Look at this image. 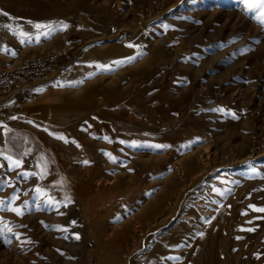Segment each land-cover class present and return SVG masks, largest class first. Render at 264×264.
Returning <instances> with one entry per match:
<instances>
[{
    "label": "rangeland",
    "instance_id": "1",
    "mask_svg": "<svg viewBox=\"0 0 264 264\" xmlns=\"http://www.w3.org/2000/svg\"><path fill=\"white\" fill-rule=\"evenodd\" d=\"M0 20L68 25L11 31L16 62L79 37L72 74L0 122V199L28 202L0 210V264H264V24L242 0H0Z\"/></svg>",
    "mask_w": 264,
    "mask_h": 264
},
{
    "label": "built area",
    "instance_id": "2",
    "mask_svg": "<svg viewBox=\"0 0 264 264\" xmlns=\"http://www.w3.org/2000/svg\"><path fill=\"white\" fill-rule=\"evenodd\" d=\"M116 2L113 3V7ZM0 20V47H8L12 33ZM111 34L116 28L110 29ZM73 42L54 53L31 57L19 62H12L8 52L0 51V122L19 114L25 105L35 96L36 84L43 78L58 76L67 78L72 74L69 52ZM64 59V60H63ZM14 63V64H13Z\"/></svg>",
    "mask_w": 264,
    "mask_h": 264
},
{
    "label": "snow or ice",
    "instance_id": "3",
    "mask_svg": "<svg viewBox=\"0 0 264 264\" xmlns=\"http://www.w3.org/2000/svg\"><path fill=\"white\" fill-rule=\"evenodd\" d=\"M242 3L245 6V11L248 12L249 14H251L252 18L257 20L259 23L264 24V0H242ZM7 15V14H5ZM31 23V22H29ZM4 27L8 28V30L12 31L14 35L18 36L20 38V42L21 43H31L33 40H35L36 42H39L40 39V35H44V36H50L52 33H54L55 31H59V30H66L68 25L64 24V23H50V24H46V25H41V24H35L34 27L36 29H46V31H44L43 33H38L35 36L32 33H28V32H24L19 26H17L16 28H13L10 25H4ZM128 47H138L136 45L133 44H129ZM0 51H5V52H10V54L12 55H16V52L14 50L8 49L6 46L4 47H0ZM143 55V53L138 52L137 56ZM137 56H132V57H125L123 59L120 60H116V61H112L108 64H96V68L98 71H114L116 67H120L125 63H131L133 62ZM90 67L92 65H89ZM91 75H95V73H90ZM72 86H75L76 84H80L83 83V81H76V82H69ZM59 86H65V85H59ZM36 91H40V89H37ZM213 111H221V112H228V110L225 109H212ZM228 114L233 115L234 118H238L235 116L234 113H230L228 112ZM11 119H17V117H11ZM2 127L5 128V131H10L9 129H7L6 125H0ZM57 138L65 140V142H68L67 139L60 135ZM105 139H108L107 137H104ZM75 142V141H73ZM121 143H123V141H121ZM79 146V145H77ZM134 147H139L141 145H137L135 144V142H133ZM148 147H152L155 149H164L169 147V145H162V144H154V145H147ZM26 154V153H25ZM110 156V158L115 162L116 158L112 157L111 154H107ZM6 160H8L9 162V167L10 168H20L23 164V160L22 159H14L12 156H5L4 157ZM83 163H88V161H83ZM0 167H3V164H0ZM131 171V169H130ZM46 174V165L44 168L41 169L40 173H30V172H24L21 175L23 176H35V175H40L41 178H43V175ZM7 186V182L6 181H0V190H2L3 187ZM37 195L42 194V190L39 186H37V188L35 189ZM215 191H217L220 195H226L229 190H225V191H221L220 189H215ZM19 199V193H14L13 196L11 197L10 201H5L4 199H0V210H10L12 212H15L17 215H23L26 206L28 205V202L25 201L24 204H21L19 206H11V204ZM67 200V198H66ZM67 202H70V200H67ZM46 204L51 205V206H58L60 204V202L53 200L51 197L48 198V200L46 201ZM35 207L37 208V210H40L39 205H35ZM249 208H252L254 211H258V212H264V207H260L257 208L255 205H249ZM28 210H31L30 208ZM247 212L242 213V215H246ZM117 219H119V217H117ZM43 223V222H42ZM75 223V222H73ZM23 226V225H21ZM64 231H66L67 229H62ZM255 229H248V231H254ZM8 231H11V229H8ZM19 234H17L18 236ZM199 235H203V233H199ZM75 238L79 239V235L75 234ZM239 239V237H238ZM8 242V241H6ZM30 242V241H29ZM179 246V245H178Z\"/></svg>",
    "mask_w": 264,
    "mask_h": 264
},
{
    "label": "crops",
    "instance_id": "4",
    "mask_svg": "<svg viewBox=\"0 0 264 264\" xmlns=\"http://www.w3.org/2000/svg\"><path fill=\"white\" fill-rule=\"evenodd\" d=\"M66 42H69V39H68ZM114 45H115V43H112V45L110 46V47H112V48H110V47L108 48V51H107L108 53H113V52H112L113 49H116ZM9 54H10V53H9ZM10 55H11V54H10ZM78 66H80L79 63H77V64L75 65V67H78Z\"/></svg>",
    "mask_w": 264,
    "mask_h": 264
},
{
    "label": "water",
    "instance_id": "5",
    "mask_svg": "<svg viewBox=\"0 0 264 264\" xmlns=\"http://www.w3.org/2000/svg\"><path fill=\"white\" fill-rule=\"evenodd\" d=\"M78 40H79V37L77 35H73L70 38V41L73 42V43H76Z\"/></svg>",
    "mask_w": 264,
    "mask_h": 264
},
{
    "label": "bare ground",
    "instance_id": "6",
    "mask_svg": "<svg viewBox=\"0 0 264 264\" xmlns=\"http://www.w3.org/2000/svg\"><path fill=\"white\" fill-rule=\"evenodd\" d=\"M11 35H12V34H11ZM15 60H16V59H15ZM15 60H13V61H15ZM16 61H17V60H16ZM16 61H15V62H16ZM13 64H14V63H13ZM28 104H30V102H29V103H27L25 106H27ZM24 109H25V107H24Z\"/></svg>",
    "mask_w": 264,
    "mask_h": 264
}]
</instances>
